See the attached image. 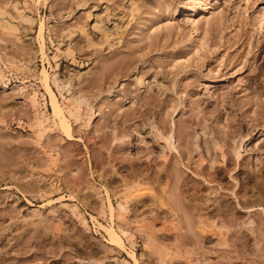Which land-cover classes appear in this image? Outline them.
Listing matches in <instances>:
<instances>
[{
	"label": "rangeland",
	"instance_id": "rangeland-1",
	"mask_svg": "<svg viewBox=\"0 0 264 264\" xmlns=\"http://www.w3.org/2000/svg\"><path fill=\"white\" fill-rule=\"evenodd\" d=\"M257 19L264 24V0H0V264H134L130 251L140 264H264L258 214L251 212L254 232L246 224L223 228L222 245L215 218L194 208L216 183L197 177L203 184L193 185L169 148L167 168L179 173L178 188L203 190L198 200L181 191L171 196L179 192L174 176L157 179L152 160L169 147L159 141L161 131L173 134L181 152L189 137L194 160L207 132L225 147L233 135L238 145L243 139L247 167L264 164L257 149L264 141ZM44 74L58 101L78 110L77 118L67 115L72 140L52 113ZM36 111L46 117L44 133ZM250 122L260 125L247 135ZM148 159L151 169L142 164ZM135 169L161 181L135 187L144 183ZM228 175L223 183L242 177ZM110 227L123 248L110 244Z\"/></svg>",
	"mask_w": 264,
	"mask_h": 264
},
{
	"label": "bare ground",
	"instance_id": "bare-ground-1",
	"mask_svg": "<svg viewBox=\"0 0 264 264\" xmlns=\"http://www.w3.org/2000/svg\"><path fill=\"white\" fill-rule=\"evenodd\" d=\"M23 16L26 17L25 15H23ZM257 22L260 24V28L259 29L261 30V36H262V39H263L262 47L264 48V24H263V22H261V19H257ZM42 29H43V24L41 23L40 26H39V38H40V48L39 49L41 50V53L44 54V51H43V48H44V46H43L44 45V37H43V34H42ZM66 53H67V51H66ZM69 53H71V52H69ZM54 82L56 83V85L58 87V90H59V88L62 89V87H60V84L58 83L57 78L56 79L54 78ZM61 83L65 84L63 81ZM42 85H43V89H45V92L47 93V95L49 97V103H50V106H51L52 113L55 116V118L58 119V121H59V124H60V128L59 129H60L61 133L63 135H65V137H67L69 140H72L73 134H72V128H71V124L69 123L68 116L75 118L78 115L77 114L78 110L76 108L68 107V105L66 104L67 102H64L63 104H61L58 101L56 93L54 92V90L50 86L49 80H48V76H46V74L43 75ZM33 93H35V92L32 91L31 94L34 95ZM35 97H33L32 99H29V100H31V102H29V103H31V107L33 109H36V106L38 105L37 99ZM77 99L78 98L75 99V102H77ZM80 101H82V100H79V102ZM34 113H35V116L33 115L35 117L34 120L36 122V125L38 126V127H36L37 131H38V133L39 132H43L44 133V131L47 130L45 128V125H44V119L46 120V117H44V119H43L37 111L34 112ZM129 115H130V113H129ZM133 115H134V112H133ZM127 116H128V114H127ZM137 117H136V119H137ZM194 122H195L196 125H198L200 123V121H198L196 119H194ZM136 123H137L136 125L139 124L138 122H136ZM249 124H250L249 127H248L249 130L248 131L245 130V131L248 132L247 135L248 134H253L252 132L255 131V129H256V127H258V125H260V123H258V122L257 123L256 122H252V123L250 122ZM139 127L141 128L140 125H139ZM38 128H39L40 131L38 130ZM152 129H155V128H152ZM160 130L158 132H160ZM154 132H155V134L157 133L156 131H154ZM239 132H240V129H239ZM160 133H158L160 136L157 135V137H159V141H160V139L162 141L163 140H167L168 144L166 143V141L164 143H165L166 147H167V145H169V147L166 148V149L162 148V150L160 149V151H159L158 146L161 148L162 146H160V145H163V143L162 144L158 143V145H156L157 148H158V153L156 155L157 159H154L152 157L153 158L152 160L155 162L156 166H158V165L159 166L156 167V170H155L156 172L152 169L153 170L152 174L155 172L153 176H155V174H156V178L157 179L158 178L161 179V177L163 176L162 179L165 177L166 180L165 179H163V180H165V182L168 181L169 175L167 174V171H168L169 168H167V166L170 165L169 164L170 162L168 163V160L170 161V159H169V157H167V153L168 152L166 150H168L170 148L171 151L174 152V153L173 152L171 153V151L169 149L168 151L171 153L170 155L177 154L178 156H174V157H179L177 159H174L175 160L174 161L175 165L176 164L177 165H182L186 170L188 169L190 171L191 175H190V178H188V179L193 180L195 182V183L192 182L193 185L197 184V186H198V184L200 183L201 178L198 179L197 177H202L203 180H201V181H206V183H211V182L216 183L217 190H215V188H213V186H210V184L209 185L207 184L209 186V188H207L208 186L205 187L206 189H208V190L205 191L206 194H204V192H203L205 197H203L202 202H199V204H197L194 208H196L195 211L197 210L196 213L201 218H205V217L208 218L210 216H213L215 218V221H214L215 222V227L218 228L217 230L219 232V239H218L219 243L221 242L222 245H227L228 244V240L224 237L222 229L223 228H228L231 225H234L235 229H237L239 231H240L241 227L246 228V225H248V228L250 229V231H252L254 227H252V224H253L252 220L253 219H251V212L253 214L254 213L258 214V216H260L259 219L264 220V164H262V163L256 164L255 167H253V168H250V167L248 168L247 167L249 162L247 161V159H244L243 151L242 152L240 151V147H241V144H242V141H243V139H241V138H244L247 135H245V136L243 135L242 136L239 133L242 136V137H240V135H239V137L241 139V140L239 139L240 140L239 145H238V141L234 138V135L231 136L230 137L231 139H228V142L227 141L225 142V144H227L226 147H225V145L220 144L221 142L219 143V141H217L214 136H208L207 132L203 133L202 137L200 138L201 141L203 142V146H200L201 148L199 150H197L199 147H196L197 149H194V150H196V152L199 151V152H197V155H199V158L194 160V158L192 159L193 151L191 149L193 146L192 147L189 146L190 145V142H189V139H188L189 137H187V143H185L186 147H184L185 149H183L184 152H181L182 149H180L181 150L180 151L179 148H177L175 146V143H174L175 138H174V141H172L173 140V134L172 135L170 134L171 136L170 135L169 136H165V135H162L163 132H162V134H160ZM235 134L238 135L237 133H235ZM244 134H246V133H244ZM251 139H252V136L251 137H247L245 140L246 141H250ZM229 140H232V143ZM154 141H153V143H154ZM148 144H151V143H148ZM142 145H144V144H142ZM150 146H152V145H150ZM145 147H147V146H145ZM260 148H261V150H264V141H262L261 143L258 144V148L257 149H260ZM141 149L143 150V148H141ZM148 149H149V147L147 149L145 148L144 150L147 151ZM245 149H246V147H245ZM150 150H151V147H150ZM156 150L157 149H155V151ZM140 153H141V151H140ZM159 153H160V155H159L160 158L158 156ZM137 156L140 157L139 154ZM141 156L143 157V155H141ZM161 156L163 158H161ZM205 156L207 158H205ZM142 157H140V158H142ZM158 158L160 160L162 159L163 161L162 160L160 161ZM137 159L138 158H136V160ZM166 159H168V160H166ZM206 159H208V160H206ZM148 160H150V159H148ZM138 161H140V159H138ZM153 161L150 160V161H147V162H143L142 164H144V163H146V164L148 163L149 164V162H153ZM148 164L147 165L144 164V166L149 167ZM153 165H154V163H153ZM151 168L152 167H149V169H151ZM166 168H167V170H166ZM173 168H175L174 165H173ZM149 169H147V170L149 171ZM140 170H138V171H140ZM173 170H174L173 172L176 171V169H173ZM138 171H137L138 176H136V173H134V174H135L136 177L140 176L139 177L141 179L140 183H141V181H143L144 183L139 184L138 183L139 180H138V182L136 181V186L135 187H137L139 185L141 187L142 184H147L148 183L147 180L151 179V177H152L149 174H148L149 175L148 176L146 174V172L141 171V172H144V174L147 175V176L145 175V176L142 177L141 176L142 173H140ZM148 171H147V173H148ZM168 173L172 175V173H170V170L168 171ZM175 173L179 174L178 172H175ZM241 173H242V177L239 176L240 179H238V181L239 180L240 181L238 182L236 180V177L239 174H241ZM177 174L176 175H172L170 177L172 178L174 176L173 178H175V176H178ZM228 174H231L230 176H232L236 180L235 184L234 183L232 184V182H230V180H229V183H227V180L229 179V178H227V176L229 177ZM224 175H227L225 177V179H227L225 181L226 183H223L224 181H222ZM145 177L146 178L150 177V178L146 179ZM152 178H153V180L156 179L154 177H152ZM171 178L169 180H171ZM233 178H231V179L233 180ZM180 179H182L183 182H184L183 177H181ZM159 180L158 181L154 180V181L160 182L161 180L160 181ZM174 181L173 182L175 183V186H176V187L173 186V188H175L174 190H176V188L177 189L181 188V185L179 184L180 180L178 179V177H176ZM185 181H186V179H185ZM145 182H147V183H145ZM149 182H151V181H149ZM137 183H138V185H137ZM174 183H173V185H174ZM204 184H205V182H204ZM183 185H184V183H183ZM211 185H212V183H211ZM189 189H188V187L184 188V190H182V191L179 189V192L175 191V194H170V195L171 196L175 195V197H176L177 194H178V196H179L180 191H181V194L183 193L186 196L187 195H190V196L192 195L193 197L192 196L191 197L195 198L194 196L196 195V197H197V195L199 193L196 194V192L198 191L197 189H200V188L197 187L196 190L194 189L193 191H196L194 193L193 192L188 193ZM211 189L212 190L214 189V190L212 191ZM173 191L172 192L170 191V193H173ZM201 191H203V190H201ZM96 192H98V191H96ZM224 196H226V197H224ZM121 197H123V195ZM198 197L196 198L197 200L199 199ZM225 199L227 200V202L223 201ZM176 200L178 202L179 199L177 198ZM200 201H201V199H200ZM177 202H175L173 200V203L177 204ZM179 202H178V204H179ZM125 203H126V201H125ZM118 204H119L120 212L123 209H125L126 205L124 204L123 200H122V202H118ZM142 205H143V203H142ZM174 205L171 206L173 209H174ZM100 207H102V205H100ZM140 207H142V206H140ZM172 208H170V209H172ZM72 209H73V207H72ZM175 209H176V207H175ZM124 212H126V211L123 210L122 213H124ZM122 213H120V217H121ZM243 216H246L249 220L250 219L251 220L248 222L245 217H244L245 219H243ZM240 218H242V219H240ZM134 219H135V217H134ZM238 220H240V221H238ZM82 221H84V220H82ZM124 222H125V220L120 222V224L122 225V223H124ZM242 224H246V225L243 226ZM106 231H107V233L109 235V239H110V244L111 245H113L114 247L120 248V249L124 247V241H123V238H122L121 234L116 232L111 227L110 228H106ZM120 231H121L120 233H123V235L124 234L127 235V233L125 232V230L122 229L121 226H120ZM254 231L255 230H253L252 232H254ZM257 243H259V242H257ZM257 243L255 242V244H257ZM129 257L131 258V260H132V262L134 264H140L139 257L134 251H130L129 252Z\"/></svg>",
	"mask_w": 264,
	"mask_h": 264
}]
</instances>
